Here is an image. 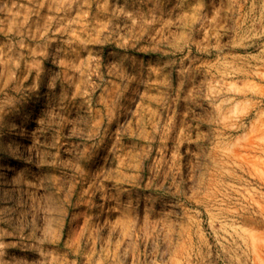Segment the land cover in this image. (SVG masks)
Here are the masks:
<instances>
[{
    "label": "rangeland",
    "instance_id": "374dc122",
    "mask_svg": "<svg viewBox=\"0 0 264 264\" xmlns=\"http://www.w3.org/2000/svg\"><path fill=\"white\" fill-rule=\"evenodd\" d=\"M0 264H264V0H0Z\"/></svg>",
    "mask_w": 264,
    "mask_h": 264
}]
</instances>
